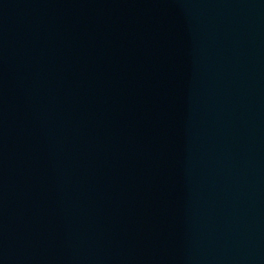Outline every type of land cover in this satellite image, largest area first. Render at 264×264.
I'll use <instances>...</instances> for the list:
<instances>
[{
  "label": "water",
  "instance_id": "obj_1",
  "mask_svg": "<svg viewBox=\"0 0 264 264\" xmlns=\"http://www.w3.org/2000/svg\"><path fill=\"white\" fill-rule=\"evenodd\" d=\"M0 264H264V0H0Z\"/></svg>",
  "mask_w": 264,
  "mask_h": 264
}]
</instances>
